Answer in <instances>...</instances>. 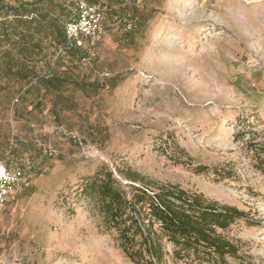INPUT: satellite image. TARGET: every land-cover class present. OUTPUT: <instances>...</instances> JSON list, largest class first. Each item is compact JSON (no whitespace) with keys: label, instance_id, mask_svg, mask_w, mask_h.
Listing matches in <instances>:
<instances>
[{"label":"rangeland","instance_id":"374dc122","mask_svg":"<svg viewBox=\"0 0 264 264\" xmlns=\"http://www.w3.org/2000/svg\"><path fill=\"white\" fill-rule=\"evenodd\" d=\"M95 1L107 11L83 40L85 59L58 57L48 37L28 64L98 87L52 91L0 70V165L23 172L0 203V264H132L96 200L80 195L104 167L126 192L145 185L118 174L131 170L244 211L248 222L225 232L242 256L234 264H264V0ZM76 2L46 10L65 23ZM120 7L144 14L131 37L110 16Z\"/></svg>","mask_w":264,"mask_h":264},{"label":"trees","instance_id":"16d2710c","mask_svg":"<svg viewBox=\"0 0 264 264\" xmlns=\"http://www.w3.org/2000/svg\"><path fill=\"white\" fill-rule=\"evenodd\" d=\"M80 1L102 5L95 0H77L75 16L63 23L60 15L46 10L53 0L21 1L16 6H6L0 0V15L2 9H6V16L12 17L9 21H0V42L4 40L8 45L0 50V70L20 80L36 78L35 85L41 84L52 91H63L68 86L98 87L95 82L85 83L73 78L67 70L38 77L34 75V66L28 64L42 53V42L48 37L60 50L58 57L67 56L77 61L86 58L82 46L69 43L65 35V24L76 19ZM102 6L105 20L107 5ZM109 12L111 18L124 21L123 25L128 27L124 32L126 37H131L146 22L144 14L136 8L120 7L119 12L111 9ZM83 40L89 41L82 38V45ZM108 83L110 88L116 86L114 78L108 79ZM16 149L11 148L10 153L16 154ZM261 153L260 162L264 163V150ZM194 169L198 173L208 170L205 166ZM260 170L264 175V166L261 165ZM118 174L126 181L145 185L129 184L126 192L112 171L104 167L84 180L80 195L96 200L105 227L118 233L119 248L132 264H234L242 259L239 246L226 237L225 232L238 221L248 222L244 211L177 185L145 183L131 170Z\"/></svg>","mask_w":264,"mask_h":264},{"label":"built area","instance_id":"2783aa9c","mask_svg":"<svg viewBox=\"0 0 264 264\" xmlns=\"http://www.w3.org/2000/svg\"><path fill=\"white\" fill-rule=\"evenodd\" d=\"M102 5L79 2L76 19L65 24V35L69 43L82 46V38L91 40L100 33L104 10ZM22 178L23 174L20 170H9L0 165V203Z\"/></svg>","mask_w":264,"mask_h":264}]
</instances>
